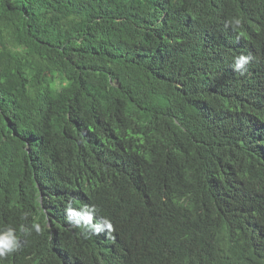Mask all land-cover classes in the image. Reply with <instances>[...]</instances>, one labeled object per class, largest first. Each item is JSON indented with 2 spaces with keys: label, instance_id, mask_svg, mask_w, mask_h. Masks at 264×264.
<instances>
[{
  "label": "trees",
  "instance_id": "trees-1",
  "mask_svg": "<svg viewBox=\"0 0 264 264\" xmlns=\"http://www.w3.org/2000/svg\"><path fill=\"white\" fill-rule=\"evenodd\" d=\"M263 118L264 0H0V213L35 219V247L66 166L99 178L138 135L147 180L192 172L207 231L154 223L127 264H264Z\"/></svg>",
  "mask_w": 264,
  "mask_h": 264
},
{
  "label": "clouds",
  "instance_id": "clouds-1",
  "mask_svg": "<svg viewBox=\"0 0 264 264\" xmlns=\"http://www.w3.org/2000/svg\"><path fill=\"white\" fill-rule=\"evenodd\" d=\"M248 61L236 57L234 70L240 72ZM152 153L150 141L137 135L134 141L116 140L110 170L99 178L96 164L85 176L73 175L66 166L56 194L62 222L51 221L53 214L50 217L43 208L51 232L37 247L29 234L33 228L41 230L35 219L13 225L14 208L1 212L0 264H127V245L144 243L154 223L169 229L171 244L178 246L203 234L207 231L204 196L183 181L192 178V172L176 171L171 162L165 175L149 181L143 170L152 163ZM66 154L72 158L75 153L66 150ZM209 235L210 230L196 250L204 248Z\"/></svg>",
  "mask_w": 264,
  "mask_h": 264
}]
</instances>
